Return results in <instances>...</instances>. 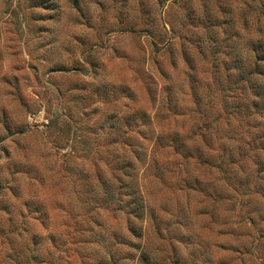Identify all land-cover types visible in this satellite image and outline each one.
Instances as JSON below:
<instances>
[{"label":"rangeland","instance_id":"rangeland-1","mask_svg":"<svg viewBox=\"0 0 264 264\" xmlns=\"http://www.w3.org/2000/svg\"><path fill=\"white\" fill-rule=\"evenodd\" d=\"M154 2L48 0L49 9H33L31 0H0V182L7 189L0 198L1 223L9 214L21 223L25 203L48 210L47 216L34 220L33 229L43 234V220L57 225L61 219L81 221L88 211L80 209L81 200L91 197L84 184L92 162L101 159L104 165L113 153L108 152L105 118L110 85L135 82L155 90L158 63L171 77L185 78L179 51L174 52L176 70L170 65L172 54H153L150 37L139 31L147 19L143 4ZM200 4L183 0L182 8H165L164 21L178 26L182 16L201 13ZM116 91L124 96L123 90ZM172 93L174 102L189 103L188 96ZM144 104L151 107L145 92L132 107ZM202 173L211 183L207 192L219 189L217 169L206 166ZM261 180L260 175L255 181L264 190ZM144 181L155 206L145 225L157 264H264L262 194L256 196L257 203L244 198L226 212L206 192L187 195L151 181L148 173ZM250 206L259 212L250 214L253 222L243 221ZM124 226L120 218L118 228ZM5 256L0 252V263Z\"/></svg>","mask_w":264,"mask_h":264},{"label":"trees","instance_id":"trees-1","mask_svg":"<svg viewBox=\"0 0 264 264\" xmlns=\"http://www.w3.org/2000/svg\"><path fill=\"white\" fill-rule=\"evenodd\" d=\"M154 1L143 4L147 19L139 31L150 37L153 54H172L176 70L179 51L185 78L171 77L158 63L155 90L135 82L110 85L105 118L113 153L104 165L93 161L86 175L91 197L81 200L88 204L80 209L88 211L74 223L43 220L47 234L33 229L47 209L25 203L21 223L7 213L9 220L0 222V252L6 254L0 264H157L145 225L155 212L145 190L147 173L151 181L187 195L215 196L226 212L244 198L254 204L256 196L264 197L255 181L260 175L264 181V0H200L201 13L182 16L178 26L163 14L165 8L184 7L183 0ZM47 3L31 0V8H48ZM143 92L151 107H132ZM172 92L188 96L190 104L174 102ZM206 166L220 174L216 191L207 192ZM6 190L0 182L1 199ZM249 210L242 220L253 222L250 214L259 211ZM120 218L124 228H118Z\"/></svg>","mask_w":264,"mask_h":264}]
</instances>
